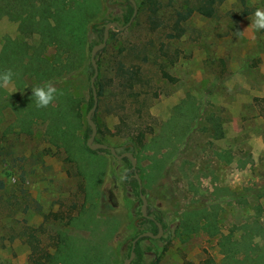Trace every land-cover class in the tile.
Segmentation results:
<instances>
[{
    "label": "rangeland",
    "instance_id": "374dc122",
    "mask_svg": "<svg viewBox=\"0 0 264 264\" xmlns=\"http://www.w3.org/2000/svg\"><path fill=\"white\" fill-rule=\"evenodd\" d=\"M68 1L86 6L88 28L103 27L102 21L115 15L105 0ZM135 1L131 24L122 31L110 28L113 35L97 57L104 94L97 97L100 131L93 142L121 153L128 137L141 131L145 135L135 169L147 203L162 214L167 229L163 240L140 242L142 264H222L217 236L175 232L183 211L199 204L217 209L218 229L225 235L232 232L236 242L243 241V225L258 226L250 241L243 237L245 244L257 247L258 257H249L264 264V30L247 28L264 0H223L211 18L193 13L180 25L179 37H170L177 32L175 12L191 6L190 0H158V26L149 21L143 0ZM20 11L14 6L0 16V55L10 40L40 49L41 57L53 64L56 45L43 46L37 34L25 32ZM48 23L51 27L53 21ZM89 42L87 37L83 66L90 61ZM119 64L137 71L140 82L131 90L136 96L116 87ZM38 82L27 79V85ZM52 82L81 100L85 123L87 74ZM3 90L17 92L14 82ZM43 131L38 123L30 135L18 133L12 110L0 107V264H34L20 232L38 240L39 264H50L64 237L73 246L71 264H123L141 207L118 178L127 162L97 153L84 160L91 171L82 175L62 148L45 140ZM76 134L81 140L83 127Z\"/></svg>",
    "mask_w": 264,
    "mask_h": 264
},
{
    "label": "trees",
    "instance_id": "16d2710c",
    "mask_svg": "<svg viewBox=\"0 0 264 264\" xmlns=\"http://www.w3.org/2000/svg\"><path fill=\"white\" fill-rule=\"evenodd\" d=\"M33 1L34 0H17L15 4H12L13 0H0V16L5 10L9 9L12 11V7L18 6L21 10L18 13V18L24 21V31L30 34H37L40 44L42 43L43 46L48 44L56 45L55 48L58 50L59 54L57 53L56 60H54L52 64L47 59L41 57L39 52L40 49L30 48L27 45L20 46L15 41L7 40L0 55V72L10 68L16 73L13 77V82L17 92L15 94H7L0 88V107H9L12 110L15 116V127L18 129V133L30 135L33 127L38 123L43 124V135L45 140L57 149L62 148L67 154L69 161H74L77 164L79 172L85 175L84 173H86V171H91L88 167L86 169L84 163L86 158L94 157L97 153L110 154V152L102 149L92 151L86 146V140L89 138L91 130L86 122H82V114L80 111L81 100L78 101L74 99L66 88H57L58 95L56 100L47 108H37L34 98H32L31 88L33 86L27 85V79L31 77L40 79L41 82L34 85L36 86L44 84L43 81H54L55 78L64 77L68 79L77 78V76L85 73L90 80L93 75V68L90 61L85 66L82 65L84 54L83 45L87 37H90V42L86 44V50L88 49L90 51L92 46L99 44L103 37V27L99 24H92L89 34L88 27L90 22H88V18L86 17V6L84 5L83 7V4L78 3V1L73 4L68 0H54L49 4H44L43 0H36L38 2L37 5H35ZM222 1L223 0H190L191 6H186L184 9L175 12L173 25L177 32L170 37H179L181 35L182 28L180 25L191 17L193 13H197L205 18L213 17L217 6ZM142 6L144 10L148 12L149 21L152 20L153 25L158 26L156 20L159 11L158 0H143ZM73 12H78V17L73 18L70 15ZM132 13L133 6L127 0L125 9L122 11V18L116 21L121 24H126L131 18ZM49 20L53 21L51 27L48 23ZM102 22L104 24L106 21L103 20ZM31 25H33L34 28H29ZM79 28H81V33L77 34L76 31H78ZM112 35L113 32L110 31L109 37ZM42 45L41 47L43 48ZM27 49H32V51L28 52ZM15 50L16 52H14ZM100 52L95 56L97 65V57ZM137 75L138 73L136 70H128L124 68L122 64L117 66L116 87L120 89L122 94L123 91L128 90L130 91V95H134L131 90L140 82ZM163 76L170 79L165 72ZM94 86L97 97L101 98L104 94V85L99 77H96ZM59 93H62V95ZM136 95L137 94L134 96ZM92 104L93 97L89 86L88 98L86 101L87 111L91 108ZM262 116L264 118V112ZM92 120L96 124L97 133H99L100 130L95 112L92 114ZM82 127L83 136L80 140L76 132ZM128 138L130 140L123 145L121 153L129 152L137 159L140 149L144 146L143 141L145 135L141 131L137 133L135 137ZM115 151L117 154H121L117 149H115ZM123 160L128 164V179L123 183L128 190L135 195L139 203H141L139 193H142L145 197H148V195L145 186H139L135 178V173L138 175L140 174L139 170L138 168L132 170L129 160L126 158H123ZM90 169L92 168L90 167ZM92 174L95 176L94 174H97V172L93 171ZM213 207L214 206L208 210L201 204L198 206H188L178 218V225L175 229L176 234L179 236H189L192 233L203 231L209 236H217V246L219 247L220 254L223 256L222 264H262V261H259V259L253 260L249 257L253 255H257L258 257L259 255L256 251L257 247L249 244L254 229L258 228V226H256L258 223H253L256 227L251 228L248 226L250 230L243 225L241 227L243 229V233L241 234L243 241L240 239L236 242L232 239V232L225 235L218 229L216 218L218 212L217 209H212ZM138 215L139 217L135 224V232L133 230L134 233L128 238L130 242L143 232H150L154 235L157 234V223L162 225L165 233L167 228L162 214L157 212L153 205L147 206L146 216H143L140 210ZM81 223L89 227V223L86 224L82 221ZM20 234L26 236L27 245L30 249V258H32L33 263L39 264L40 260L38 255L40 253V248L38 240L32 233L20 232ZM244 235L250 237L246 244L243 237ZM144 240L152 241L153 239L142 237L136 242L134 248L135 256L132 264H142V257L145 254V250H142L140 247V242ZM158 240H163V237ZM62 241L63 243L57 244L58 251L55 252V255L50 257V264H71V251L73 246L65 237ZM130 250L131 244L129 246L128 256ZM242 253L244 257L239 260L238 255Z\"/></svg>",
    "mask_w": 264,
    "mask_h": 264
},
{
    "label": "water",
    "instance_id": "95a60500",
    "mask_svg": "<svg viewBox=\"0 0 264 264\" xmlns=\"http://www.w3.org/2000/svg\"><path fill=\"white\" fill-rule=\"evenodd\" d=\"M130 1L133 4V6H135L134 2L132 0H130ZM135 14H136V11H134L131 19L124 26H118L114 22L106 23L105 26H104L102 41L99 44H96L95 46H93L91 48V50H90V64H91V66L93 68V75L91 76V78L89 80V86H90V89H91V92H92L93 104H92L91 108L87 111L86 117H85L86 123L88 124V126L90 127V130H91L90 136L86 140V146L92 151L99 150V149L108 150L110 152V154L113 157H115L116 159H118V160L123 159V158L128 159L129 162H130L132 170H135L136 159L134 158V156L131 153L124 152V153H121V154H117L113 147L107 146V145H105L103 143L93 142L94 139H95V136L97 134V128H96V124L92 120V114L95 112V110L97 108V102H98L96 89H95V86H94V81H95V79L97 77V74H98V68H97V63H96L95 56H96V54L99 51H101L106 46V42H107V39L109 37L110 28H116L117 31H122L123 29H125L126 27H128L131 24ZM135 178H136V180H137V182H138V184L140 186L141 185L140 179H139V177H138V175L136 173H135ZM139 197H140V200H141L140 211H141L143 216H146V208H147L146 197L142 193H139ZM157 228H158V233L157 234L154 235V234H152L150 232H143V233L139 234L132 241L129 257L124 260L123 264H130V262L133 260V258L135 256V254H134L135 244L140 238L149 237V238H152V239H158V238H160L162 236L163 229H162V225L160 223H157Z\"/></svg>",
    "mask_w": 264,
    "mask_h": 264
},
{
    "label": "clouds",
    "instance_id": "9594fccd",
    "mask_svg": "<svg viewBox=\"0 0 264 264\" xmlns=\"http://www.w3.org/2000/svg\"><path fill=\"white\" fill-rule=\"evenodd\" d=\"M250 21L251 23L247 28H251L254 32H260L264 30V8H255L251 15ZM244 31H241L240 33H243ZM14 75H16V73H14L10 68L0 72V88H11L13 85ZM31 91L32 98H34L35 106L37 108H47L56 100L58 95V89L52 81H46L42 85L33 86ZM59 94L62 95V93ZM110 174L111 173H109V175ZM118 178L120 182H126L128 179L127 170L122 169L118 175Z\"/></svg>",
    "mask_w": 264,
    "mask_h": 264
},
{
    "label": "flooded vegetation",
    "instance_id": "af4514ba",
    "mask_svg": "<svg viewBox=\"0 0 264 264\" xmlns=\"http://www.w3.org/2000/svg\"><path fill=\"white\" fill-rule=\"evenodd\" d=\"M109 1H112V0H105V4L107 5V7L110 9V11L111 12H113L115 15H113V17H112V19H106V22L103 24V31H104V26H105V24L106 23H109V22H114V23H116L117 25H118V21H116L117 19H120V18H122V11L125 9V6H126V1L127 0H123V1H112V3H110ZM130 3H131V1L130 0H128ZM133 2H134V5L135 6H133V4L131 3V5L133 6V13H134V11H137V3H136V1L135 0H132ZM110 3V4H109ZM133 13H132V15H133ZM132 15H131V17H132ZM131 19V18H130ZM129 19V20H130ZM129 22V21H128ZM127 22V23H128ZM126 23V24H127ZM126 24H121V26H124V25H126ZM119 26V25H118ZM116 29V28H115ZM117 30V29H116ZM89 32H91V26H90V28H89ZM109 33H110V30H109ZM109 38V37H108ZM102 41V40H101ZM124 153V152H123ZM146 201H147V199H146ZM148 205H152V204H148L147 203V206ZM156 209V208H155ZM156 211L158 212V209H156ZM163 229V228H162ZM164 231V230H163ZM162 235H163V233H162ZM162 237V236H161ZM160 237V238H161ZM136 238V237H135ZM134 238V239H135ZM133 239V240H134ZM159 239V238H158ZM158 239H153V240H158ZM132 240V241H133ZM132 241H131V244H132ZM130 264H132V261L130 262Z\"/></svg>",
    "mask_w": 264,
    "mask_h": 264
}]
</instances>
